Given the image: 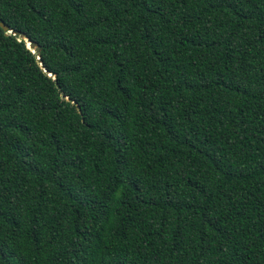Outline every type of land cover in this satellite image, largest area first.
<instances>
[{"label":"trees","instance_id":"16d2710c","mask_svg":"<svg viewBox=\"0 0 264 264\" xmlns=\"http://www.w3.org/2000/svg\"><path fill=\"white\" fill-rule=\"evenodd\" d=\"M0 23V264H264V0Z\"/></svg>","mask_w":264,"mask_h":264},{"label":"water","instance_id":"95a60500","mask_svg":"<svg viewBox=\"0 0 264 264\" xmlns=\"http://www.w3.org/2000/svg\"><path fill=\"white\" fill-rule=\"evenodd\" d=\"M0 27L3 30H6V28L1 23H0ZM23 41H24L26 49L29 50L32 54L37 52V48L33 50V44L28 39H24Z\"/></svg>","mask_w":264,"mask_h":264}]
</instances>
